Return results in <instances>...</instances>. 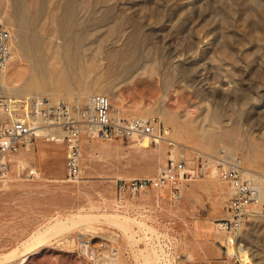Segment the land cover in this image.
I'll return each mask as SVG.
<instances>
[{
    "label": "rangeland",
    "instance_id": "obj_1",
    "mask_svg": "<svg viewBox=\"0 0 264 264\" xmlns=\"http://www.w3.org/2000/svg\"><path fill=\"white\" fill-rule=\"evenodd\" d=\"M34 1L0 0L14 56L0 93L106 94L128 117L156 115L165 134L148 147L83 136L77 179L66 174L63 142L36 138L22 149L0 174V257L19 252L4 264H156L153 234L175 241L176 264H242L237 249L263 263L257 207L239 244L215 224L230 218L232 189L219 172L233 159L264 189V0H39L37 17ZM67 11L70 61L57 20ZM30 31L46 44L53 76L44 82L31 81ZM170 157L189 169L182 197L147 187L131 205L138 211L119 210L118 182L154 177Z\"/></svg>",
    "mask_w": 264,
    "mask_h": 264
},
{
    "label": "built area",
    "instance_id": "obj_2",
    "mask_svg": "<svg viewBox=\"0 0 264 264\" xmlns=\"http://www.w3.org/2000/svg\"><path fill=\"white\" fill-rule=\"evenodd\" d=\"M11 55V34L0 22V71L7 66ZM164 134L165 129L156 115L128 117L112 105L106 94L90 93L80 99L36 93L15 97L0 93V174L7 171L16 155L24 148L28 149L36 138L63 142L66 174L70 179H77L81 172L79 149L83 136L90 139L139 140L147 135L150 143L158 144ZM29 173L35 171L30 170ZM188 173L183 159L170 157L154 177L120 180L116 185L119 197L117 208L126 213L134 209L138 211L139 208L131 205L141 201L147 187L167 189L169 199L178 201ZM219 177L227 181L232 195L229 200L230 218L215 225L226 233L228 244L236 245L241 223L251 208L257 207L264 214V189L253 175L244 174L238 159L222 167ZM149 239L156 250V264L177 263L174 240L160 242L157 234ZM240 245L243 246V243Z\"/></svg>",
    "mask_w": 264,
    "mask_h": 264
},
{
    "label": "bare ground",
    "instance_id": "obj_3",
    "mask_svg": "<svg viewBox=\"0 0 264 264\" xmlns=\"http://www.w3.org/2000/svg\"><path fill=\"white\" fill-rule=\"evenodd\" d=\"M36 1H37V4H35V5H37V6H34L35 8L33 9V12H32L33 16H35V17H37L38 10H39V5H38L39 4V0H35L34 2H36ZM32 7H33V5H32ZM70 19L71 18H70L69 11H67L65 14H62V15L58 16V18H57L59 23L64 24L65 26L68 27L67 28V35H66L65 44L63 45V47L65 48V50L67 52L66 54H67V58H68L69 61L72 59L71 58V56H72V48H73V44H74L73 43L74 42L73 38L70 37V35H71L70 28H69V26L71 24V20ZM60 30L61 29L58 30V32H59L58 34L62 35ZM44 42L42 41L41 37L37 33H34L33 31L30 34L29 33L26 34V36L24 38V45L26 47V51L28 53H30V55H32L31 57L34 58V61H33V64H32V70L30 71V77L32 78L31 81L44 82L47 78H50V77L53 76V72L52 71L50 72V71H48L46 69L45 54H44L45 52L43 51V49L46 47V44ZM50 44L52 45L53 43L50 42L49 45ZM50 46H48V47H50ZM46 52H48V51H46ZM13 58H14V56L11 55L10 61ZM138 141H139V143H140V145L142 147H148L149 146V137L147 135H144ZM79 151H80V149H79ZM81 219H71L70 221L76 223V222L80 221ZM62 226H63V228H65L67 226V223H65V225H62ZM216 227L218 228V226H216ZM35 235L37 236V234H35ZM232 247L229 246V250L230 251L235 249V248H232ZM237 250H235L236 253L238 254L236 256H239L242 264H264L263 261H262L263 263H260V262H257V261H256V263H253V260H251L253 257H251L248 254V251L246 249H240L239 251H237ZM18 253L19 252L16 251L15 249L13 251L5 253L4 256L0 257V264L9 263V262H12V261L16 260L17 257L19 256ZM24 258H25V256H24Z\"/></svg>",
    "mask_w": 264,
    "mask_h": 264
}]
</instances>
